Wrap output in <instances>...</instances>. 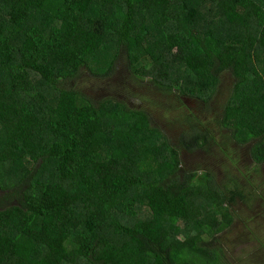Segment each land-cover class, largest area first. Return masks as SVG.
I'll return each instance as SVG.
<instances>
[{
	"label": "trees",
	"instance_id": "obj_1",
	"mask_svg": "<svg viewBox=\"0 0 264 264\" xmlns=\"http://www.w3.org/2000/svg\"><path fill=\"white\" fill-rule=\"evenodd\" d=\"M123 57L202 102L229 72L219 124L264 164V0H0V264H229L232 188L180 167L207 132L66 87Z\"/></svg>",
	"mask_w": 264,
	"mask_h": 264
},
{
	"label": "rangeland",
	"instance_id": "obj_2",
	"mask_svg": "<svg viewBox=\"0 0 264 264\" xmlns=\"http://www.w3.org/2000/svg\"><path fill=\"white\" fill-rule=\"evenodd\" d=\"M114 67L97 77L82 69L66 87L94 102L114 99L129 109L144 111L151 125L160 129L173 146L189 129L199 134L207 132V146L190 154L181 149L180 167L207 172L226 191L232 188L225 193L235 197L230 205L233 225L213 241L229 264H264V164H256L248 146L236 143L229 129L219 124L233 85L231 74L222 73L211 98L202 102L176 91L162 94L149 81L132 77L124 57Z\"/></svg>",
	"mask_w": 264,
	"mask_h": 264
}]
</instances>
